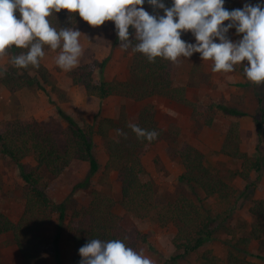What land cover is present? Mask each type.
Segmentation results:
<instances>
[{"label": "trees", "instance_id": "obj_1", "mask_svg": "<svg viewBox=\"0 0 264 264\" xmlns=\"http://www.w3.org/2000/svg\"><path fill=\"white\" fill-rule=\"evenodd\" d=\"M166 7H172V0H163ZM264 6V0L256 2ZM143 7L150 15H164L163 10L150 6L145 0ZM17 16L19 14L17 13ZM73 19H69V17ZM79 14L54 13L49 17L50 24L58 31L60 28H73L79 20ZM130 39L134 37V29L129 28ZM191 32L182 33L181 39L185 42ZM120 45L116 35L111 43L112 48ZM47 46H45L46 48ZM27 49L10 50L12 58ZM131 54L128 77L124 80H96L88 64L81 65L72 75L74 85L84 89L89 97H95L100 101L110 96H117L134 103H144L134 113H129L126 106H121L117 118L97 116L96 122L91 124L85 120H77L67 115L58 108V114L66 123L60 136L45 130L32 116L14 117L0 125V156L11 159L17 165L20 177L26 184L21 191L24 199V210L20 218L14 222L6 214L0 211V236L10 234L23 264H41V247L44 240V227L58 216L60 222L67 218L66 208L63 204L54 203L42 188V176L35 171L25 172L23 161L31 157L37 164V168H44L54 177L60 176L74 161L88 163L90 176L100 171L101 164L94 150V136H99L104 143V151L107 156L104 169L107 172H115L120 183L121 196L115 200L113 197L99 192L92 194L86 207L74 210L70 215L66 230L68 240L72 244L73 264H80L79 249L89 239L122 240L127 246L138 251L142 244L151 246L146 233L136 227L127 229L122 224V217L115 211L120 206L126 213L137 219H149L161 228L174 227L172 246L175 254L170 261L177 263L183 258L198 252L215 234L224 226L230 217L233 202L239 199V194L222 173L211 170L207 166L206 156L196 147L187 145L177 151L183 166V171L178 181L183 185L201 193L204 198H217L226 203L228 208L222 212L213 214L210 209L204 208L187 194L181 192L174 200L164 199L158 193L154 183L143 181L141 176L144 167L140 153L148 146H152L164 136V130L156 120L155 107L149 103L154 97L168 99L180 106L187 107L195 113H200L199 105L188 98L185 87L176 86L173 72L175 66L163 58H156L155 63H150L142 53L126 50ZM247 63L246 61L244 62ZM104 63L100 65L103 66ZM234 72L244 74L243 66L236 65ZM2 84L14 93L22 88L35 84H50L48 70L40 61L39 68L29 66L20 69L9 65L4 71ZM245 75V74H244ZM255 91L257 85H254ZM222 114L238 119L247 114L235 107L225 105L215 106ZM209 111L212 107L208 108ZM206 112H208L206 110ZM207 125H212V117L209 114ZM257 128L259 143L257 144L254 159L250 158L240 147L241 127L238 120L230 124L222 143L220 153L225 157L240 162V170L235 175L248 184L241 197H245L252 184H257L264 172V147L260 138L264 136V90L258 97V109L253 116ZM136 124L140 128L159 133L158 137L149 142L146 139H138L129 127ZM117 129L127 134V137L118 136ZM62 142V145H61ZM256 178L253 179V175ZM254 218L249 237L242 238L234 249L227 254V264H258L241 256L236 249L250 254L264 261L261 253L249 251L250 242L255 240L258 249L264 250V199L254 201L250 208ZM53 252L57 264H61L59 258V234L53 241ZM204 264H219L218 258L206 251L202 256Z\"/></svg>", "mask_w": 264, "mask_h": 264}, {"label": "rangeland", "instance_id": "obj_2", "mask_svg": "<svg viewBox=\"0 0 264 264\" xmlns=\"http://www.w3.org/2000/svg\"><path fill=\"white\" fill-rule=\"evenodd\" d=\"M258 1L260 0H224V7L232 11L243 9L245 4L254 5ZM144 10L147 11L145 8ZM61 12L68 13L66 10ZM228 23L225 21V25ZM73 30L82 33L80 43L83 55L79 65L72 71L65 72L56 64L59 49L51 51L46 47L45 56L40 61L48 70L50 84H35L11 93L2 84L3 76L0 77V125L14 117L32 116L45 130L60 136L67 125L59 116L58 108L77 120H85L93 124L97 116L117 118L119 109L123 105L129 113H134L145 103H134L117 96H110L100 101L95 97L87 96L82 87L73 84L72 75L78 67L85 64L90 66L96 80H124L128 77L131 58V54L121 50L119 46L112 48L111 43L116 35V28L111 21L93 28L79 18ZM227 37L236 42L242 38V34L238 35L235 28H232L227 33ZM186 42L196 43L192 33L189 34ZM11 60L10 52L0 57V72H4L9 65H12ZM101 63H104L103 66L100 65ZM212 66L211 60L203 61L199 53H194L188 60L181 58L179 66H175L173 72L175 85L186 88L188 98L200 106L198 110L200 113H195L162 97L149 100V103L155 107L156 120L164 130V136L140 153L144 167L141 179L154 183L157 193L164 199L174 200L183 192L204 208L210 209L213 214L226 210L229 206L226 203L217 198L206 199L199 192L197 195L195 191L178 181L183 166L177 151L191 145L206 156L207 166L211 170L222 173L236 188L239 199L231 204L232 213L215 236L198 252L177 263L170 261L171 256L175 254L171 241L176 231L174 227L161 228L153 221L137 219L117 206L115 211L122 217L125 228L136 227L148 235L151 246L142 244L138 247V251L143 250L154 264H204L202 256L206 251H211L218 258L219 264H227L229 250L234 249L235 245L242 248L243 244L238 242L250 235L254 222L250 208L254 201L264 199V172L257 184H252L254 187H250L249 191L246 190V196L241 197L248 182L235 175V172L240 170V162L220 153L230 124L238 120L241 127L240 147L254 159L259 137L253 116L257 112L258 97L263 93L264 85L257 86L255 91L254 85L244 74L215 73L212 71ZM220 104L235 107L247 115L238 119L224 115L215 107ZM210 107H212L211 111L208 110ZM209 114L213 119L210 126L206 122L210 117ZM93 138L95 154L101 168L97 174L90 176L88 181L86 180L89 174L88 163L74 161L64 173L54 177L44 168L38 169L31 157L23 161V170L40 173L42 188L46 194L54 203H61L66 208L67 218L64 223L59 221L58 216H54L53 220L44 227L41 264H57L52 245L56 234H59L61 264H73V249L68 240L66 224L74 210L89 204L94 192L106 194L115 200L120 199L121 189L116 173L104 169L107 156L103 140L97 135ZM260 143L264 147V136L260 138ZM252 175L255 179L256 175ZM25 188L26 184L21 179L15 162L0 156V211L14 222L20 218L24 210L21 191ZM236 250L241 256L258 264H264V261L250 254L245 255L239 249ZM249 251L264 256V250L258 249L255 240L250 242ZM0 264H23L22 256L10 234L0 236Z\"/></svg>", "mask_w": 264, "mask_h": 264}, {"label": "clouds", "instance_id": "obj_3", "mask_svg": "<svg viewBox=\"0 0 264 264\" xmlns=\"http://www.w3.org/2000/svg\"><path fill=\"white\" fill-rule=\"evenodd\" d=\"M144 3L145 0H0V57L8 55L13 47L27 49L14 55L11 63L20 69H38L47 46L51 51L59 49L55 62L63 71L75 69L83 55L82 33L71 27L58 31L49 20L54 13L66 10L78 13L93 28L113 22L119 48L142 53L150 63L163 58L178 67L181 58L188 60L199 53L203 61H212L215 73H232L236 65H242L250 83L264 85V6L245 4L243 9L228 11L224 0H172L169 8L163 0H147L154 10L164 12L150 15ZM225 21L229 23L225 25ZM130 27L134 29L132 39ZM232 28L242 34L236 42L227 37ZM187 32L194 35L195 44L181 39V34ZM4 75L0 72V77ZM129 127L138 139L149 142L159 135L136 124ZM116 131L118 136L127 137L122 130ZM79 255L80 264H154L143 250L137 251L119 239H89L79 249Z\"/></svg>", "mask_w": 264, "mask_h": 264}]
</instances>
